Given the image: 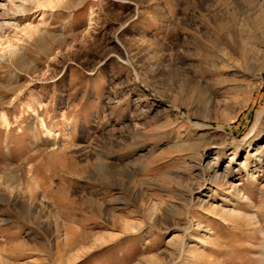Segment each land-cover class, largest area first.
Instances as JSON below:
<instances>
[{
  "label": "rangeland",
  "instance_id": "rangeland-1",
  "mask_svg": "<svg viewBox=\"0 0 264 264\" xmlns=\"http://www.w3.org/2000/svg\"><path fill=\"white\" fill-rule=\"evenodd\" d=\"M3 3L0 264H264V0Z\"/></svg>",
  "mask_w": 264,
  "mask_h": 264
},
{
  "label": "bare ground",
  "instance_id": "bare-ground-1",
  "mask_svg": "<svg viewBox=\"0 0 264 264\" xmlns=\"http://www.w3.org/2000/svg\"><path fill=\"white\" fill-rule=\"evenodd\" d=\"M33 3H36L37 6L41 7V6H50L52 7L51 5V2L52 0H47L45 3L43 4H40L39 3V0H31ZM3 2H6L9 4V6L13 7L15 9L16 12H18L17 14H19V12H25V5L27 4L28 0H0V8H3L5 9L6 8V4L3 3ZM7 4V5H8ZM38 7V8H39ZM9 8V7H8ZM12 8V9H13ZM13 9V10H14ZM12 10V11H13ZM8 11V10H6ZM4 13V12H2ZM15 13V12H14ZM2 15V14H1ZM14 15V14H13ZM7 17V16H6ZM5 19V18H4ZM3 23H6V21H2ZM1 25V24H0ZM28 32H32L33 33V30H29ZM36 32V31H35ZM34 34V33H33ZM1 39V38H0ZM0 46H1V54H0V58L1 60H4V59H7V60H11L12 57H14L13 55L15 54H18L16 48L14 47V44L11 42V40L9 39H1L0 40ZM4 46V47H3ZM3 116V115H2ZM4 117V116H3ZM41 126V125H40ZM43 127V130H48L50 131L46 126L42 125ZM44 133V132H43ZM45 135H47L45 133ZM50 135V134H49ZM50 137V136H49Z\"/></svg>",
  "mask_w": 264,
  "mask_h": 264
}]
</instances>
